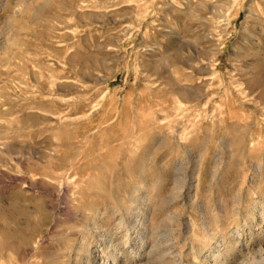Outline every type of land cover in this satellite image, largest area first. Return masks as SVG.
Segmentation results:
<instances>
[{
	"label": "rangeland",
	"instance_id": "rangeland-1",
	"mask_svg": "<svg viewBox=\"0 0 264 264\" xmlns=\"http://www.w3.org/2000/svg\"><path fill=\"white\" fill-rule=\"evenodd\" d=\"M115 256L264 264V0H0V264Z\"/></svg>",
	"mask_w": 264,
	"mask_h": 264
},
{
	"label": "bare ground",
	"instance_id": "bare-ground-1",
	"mask_svg": "<svg viewBox=\"0 0 264 264\" xmlns=\"http://www.w3.org/2000/svg\"><path fill=\"white\" fill-rule=\"evenodd\" d=\"M214 256H216V254H215ZM216 257H217V256H216ZM115 261H116V256L114 257V262H112V264H116ZM117 261H118V260H117Z\"/></svg>",
	"mask_w": 264,
	"mask_h": 264
}]
</instances>
